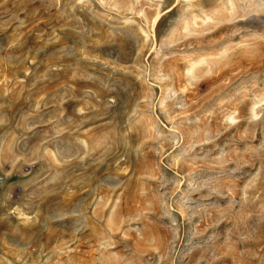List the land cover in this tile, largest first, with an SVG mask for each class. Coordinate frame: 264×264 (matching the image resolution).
Masks as SVG:
<instances>
[{
  "label": "rangeland",
  "instance_id": "1",
  "mask_svg": "<svg viewBox=\"0 0 264 264\" xmlns=\"http://www.w3.org/2000/svg\"><path fill=\"white\" fill-rule=\"evenodd\" d=\"M0 264H264V0H0Z\"/></svg>",
  "mask_w": 264,
  "mask_h": 264
}]
</instances>
